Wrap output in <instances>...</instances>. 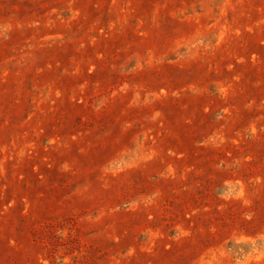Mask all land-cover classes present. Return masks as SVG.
I'll list each match as a JSON object with an SVG mask.
<instances>
[{"label": "rangeland", "instance_id": "374dc122", "mask_svg": "<svg viewBox=\"0 0 264 264\" xmlns=\"http://www.w3.org/2000/svg\"><path fill=\"white\" fill-rule=\"evenodd\" d=\"M0 264H264V0H0Z\"/></svg>", "mask_w": 264, "mask_h": 264}]
</instances>
